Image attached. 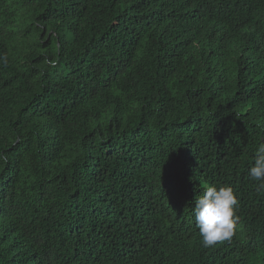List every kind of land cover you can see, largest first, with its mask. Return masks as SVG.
Segmentation results:
<instances>
[{"label":"trees","instance_id":"1","mask_svg":"<svg viewBox=\"0 0 264 264\" xmlns=\"http://www.w3.org/2000/svg\"><path fill=\"white\" fill-rule=\"evenodd\" d=\"M0 55V264H264V0H0Z\"/></svg>","mask_w":264,"mask_h":264},{"label":"clouds","instance_id":"2","mask_svg":"<svg viewBox=\"0 0 264 264\" xmlns=\"http://www.w3.org/2000/svg\"><path fill=\"white\" fill-rule=\"evenodd\" d=\"M0 63H8L6 55H0ZM47 63L51 68L56 67L55 60ZM247 172L249 179L258 183V191H264V143L257 146ZM238 205L233 187H217L215 184L205 186L203 195L195 200L193 207L195 225L204 247H212L233 238L239 219L236 215Z\"/></svg>","mask_w":264,"mask_h":264}]
</instances>
